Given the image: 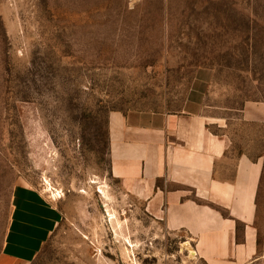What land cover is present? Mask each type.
<instances>
[{
    "label": "rangeland",
    "instance_id": "rangeland-1",
    "mask_svg": "<svg viewBox=\"0 0 264 264\" xmlns=\"http://www.w3.org/2000/svg\"><path fill=\"white\" fill-rule=\"evenodd\" d=\"M196 79L230 158L263 164L264 264V0H0V250L27 187L62 215L33 264H206L110 173L109 114L180 112Z\"/></svg>",
    "mask_w": 264,
    "mask_h": 264
},
{
    "label": "crops",
    "instance_id": "crops-1",
    "mask_svg": "<svg viewBox=\"0 0 264 264\" xmlns=\"http://www.w3.org/2000/svg\"><path fill=\"white\" fill-rule=\"evenodd\" d=\"M197 81L180 112L109 114L110 173L166 230L187 233L206 264H252L263 164L230 158V139L212 131L218 121L204 113ZM61 220L46 198L19 187L0 264H33Z\"/></svg>",
    "mask_w": 264,
    "mask_h": 264
},
{
    "label": "bare ground",
    "instance_id": "bare-ground-1",
    "mask_svg": "<svg viewBox=\"0 0 264 264\" xmlns=\"http://www.w3.org/2000/svg\"><path fill=\"white\" fill-rule=\"evenodd\" d=\"M47 184H48V191L51 193V196L54 197V198H60V192L58 190H54L52 185L47 181ZM101 193H104L103 190L100 191ZM192 254H195L194 251H191Z\"/></svg>",
    "mask_w": 264,
    "mask_h": 264
}]
</instances>
